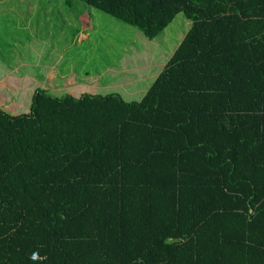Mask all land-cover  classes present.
Segmentation results:
<instances>
[{
	"label": "trees",
	"instance_id": "obj_1",
	"mask_svg": "<svg viewBox=\"0 0 264 264\" xmlns=\"http://www.w3.org/2000/svg\"><path fill=\"white\" fill-rule=\"evenodd\" d=\"M76 1L190 27L140 101L0 109V264H264V0Z\"/></svg>",
	"mask_w": 264,
	"mask_h": 264
},
{
	"label": "rangeland",
	"instance_id": "obj_2",
	"mask_svg": "<svg viewBox=\"0 0 264 264\" xmlns=\"http://www.w3.org/2000/svg\"><path fill=\"white\" fill-rule=\"evenodd\" d=\"M27 4L32 5L33 10H25ZM6 5H13L15 12L4 10L3 13H0V44L13 42L15 39L25 42L27 38H31L33 41L34 39L42 41L39 42L40 45L44 43L42 45L43 55L41 61L48 55L54 57V62L57 63L52 62L53 64L50 65L47 61H44L40 70L43 71L44 75L48 71V76L42 80L24 82L22 85L24 92L21 94L13 86V83H9V85L0 83V88L4 86L6 90L3 94L0 90V109L8 111L7 113L10 115L28 112L32 98L31 93L37 87L43 88L55 96L62 97V95L71 94L78 98L83 93L91 92L96 85H102L103 87L106 85L102 90L105 95L117 92L113 88L120 86L119 88L126 87L123 93L118 92L123 100L127 102L140 101L148 89L147 86L152 84L154 78L150 77L148 70H144V67L150 63V60L153 62L152 59L156 58L155 62L159 71L160 67L166 64V60L172 54L177 46L176 44L182 40L181 38L190 27V22L183 14H178L155 40L149 41L135 28L93 8H91L93 15L91 18L88 17L85 11L89 7L76 0H62L59 2L27 0L23 5L11 0H0V8ZM56 5L58 6L57 9L53 7ZM20 6H22V10L19 9ZM34 10H37L38 13ZM80 13L84 14L82 23L89 22V20H92L94 24L96 23L94 32L89 31L90 44H85L86 42L83 43L85 40L79 39L77 32H80L81 27L70 26L67 31H63L66 18L69 21L74 18L76 20ZM19 22L20 27L26 29L25 33L19 31V26H17ZM82 23L80 22L81 25ZM55 25L58 27V33L51 35L49 30ZM82 39L84 38L82 37ZM69 42H75L74 46ZM14 49L15 47L12 48V52ZM18 51L22 54V49ZM151 56H153L152 59ZM63 60L65 63L70 60L71 63L68 66H61ZM117 71L118 73H115ZM55 72L57 76L54 75ZM66 72H68L67 77L69 78L66 77L65 81L58 85L59 76ZM7 73L10 74V72ZM27 73L31 78L33 73L31 67L30 70H27ZM36 77L39 76L36 75ZM36 77L34 76V78ZM91 77L96 81H91ZM57 78L58 80H56ZM135 79H139V86L127 87L124 83V81ZM13 91L18 93H15L14 97L8 96L13 94ZM5 94L7 96H4Z\"/></svg>",
	"mask_w": 264,
	"mask_h": 264
},
{
	"label": "crops",
	"instance_id": "obj_3",
	"mask_svg": "<svg viewBox=\"0 0 264 264\" xmlns=\"http://www.w3.org/2000/svg\"><path fill=\"white\" fill-rule=\"evenodd\" d=\"M11 1H14V2H19L21 5H23V3L26 1L27 2V0H11ZM34 2H38V1H42V0H33ZM47 1H49V0H47ZM53 1H56V2H59V1H62V0H52V2ZM21 7L22 6H20V8L19 9H21ZM32 5H26L25 6V10H29V11H31V10H33L32 9ZM53 7H55L56 9L58 8V6L56 5V6H53ZM53 7H50L51 9H54ZM71 8V7H70ZM4 10H6V11H9V12H15V9H14V6L13 5H6L5 7H1L0 8V13H3L4 12ZM22 10V9H21ZM34 11H36V13H38V11L37 10H34ZM86 12V15H88V17H90L91 18V16L93 15L92 13H93V10L89 7L88 9H87V11H85ZM84 14H79V17L78 18H76V20H75V18L74 19H72L71 21H69L67 18H66V23H65V27L63 28V31H67L68 30V28L71 26V27H81L80 29V32H77L78 33V37H79V39L81 38V40L83 41V40H85V41H83V43H85V44H90L89 43V40H90V30L91 31H93L94 32V29H95V27H96V23L94 24V22L92 23V20H89V22H83L82 23V18L84 17L83 16ZM80 22L82 23V25L80 24ZM80 24V26H78ZM17 26H19V31H22V32H26V29L23 27V28H21L20 27V22H19V24L17 25ZM55 27V28H54ZM52 29H50L49 31H50V34L51 35H56L57 33H58V27H56V25L54 26ZM55 30V31H54ZM21 32V33H22ZM185 35V34H184ZM18 36V35H17ZM20 36V35H19ZM82 37L84 38V39H82ZM184 37V36H183ZM26 38V37H25ZM74 39H75V37H74ZM77 39V38H76ZM156 39V38H155ZM154 39V40H155ZM181 39H183V38H181ZM76 41V40H75ZM39 42H42V41H36L35 39H34V41H33V39H31V38H27L26 39V41L25 42H22V41H19L18 39H15L13 42L12 41H9V42H6L5 44H3V45H1L0 44V83L3 85V83H6V84H8L9 85V83H13L14 85L13 86H15L16 87V89L18 90V92H19V94H21V93H23L24 91H23V88L24 87H22V85H23V83L24 82H26V81H37V80H42V79H44V77H47L48 75H47V72H46V74L44 75L42 72V70H40V68L42 67V63L44 62V61H47L50 65H52L53 63L54 64H57V63H55L54 62V57H50V56H48V55H46L45 56V58L41 61V59H42V55H43V52H42V45L44 44V43H42L41 45H40V43ZM181 42V41H180ZM180 42H178L176 45L178 46L179 45V43ZM72 43V45L74 46V43L73 42H71ZM70 42H69V44H71ZM82 43V44H83ZM4 45H6V46H4ZM177 46L174 48V50H173V52L175 51V49L177 48ZM13 47H15V49L13 50V52H12V48ZM19 49H22V54H21V52L20 51H18ZM69 51V50H68ZM173 52H172V54H173ZM67 53V52H66ZM69 53V52H68ZM28 54V55H27ZM58 54V53H57ZM57 54H55V56H57ZM171 54V55H172ZM171 55L167 58V60H166V63H167V61L169 60V58L171 57ZM64 56H65V53H64ZM150 56V55H149ZM154 56V55H153ZM153 56H151V59L153 58ZM155 57V56H154ZM148 58V57H147ZM155 59L156 58H153L152 60H154L153 62H151V60H150V63L149 64H147L145 67H144V70H148L147 72H149V74H150V77L152 78V77H154L153 78V81L155 80V78L158 76V74L161 72V70L163 69V67L165 66V64H164V66H162V67H160L161 69L158 71L157 70V68H158V65H157V63L155 62ZM53 62V63H52ZM71 63V61L70 60H68V62L67 63H65L64 62V60L62 61V63H61V66H68L69 64ZM156 65H157V67H156ZM30 67H31V72H33L32 73V77L30 78V75H28L29 73H27V70L29 69L30 70ZM51 68H52V66H51ZM48 70H49V68H48ZM7 72H10V74H8ZM63 72V71H62ZM7 73V74H6ZM51 74L53 73L52 71L50 72ZM115 73H118V71L117 72H115ZM5 76H4V75ZM36 75L37 76H39V77H36ZM54 75H56L57 76V73L55 72L54 73ZM34 76L36 77V78H34ZM68 76V72H66V73H63V75L62 76H59V80H58V78L56 79V80H58V82H57V84L59 85V84H61V83H63L64 81H65V79H66V77ZM93 77V76H92ZM92 77H91V79H92ZM67 78H69V77H67ZM147 79V78H146ZM33 81V82H34ZM91 81H96V80H91ZM55 83H56V81H55ZM124 83L126 84V86L127 87H131V86H139L138 84H139V79H135V80H128V81H124ZM106 84V83H105ZM127 84H129V85H127ZM11 85V84H10ZM151 85V84H150ZM150 85L149 86H147L148 88L150 87ZM3 88H0V90L2 91H0L2 94L6 91L5 90V87L4 86H2ZM104 87H106V85L104 86ZM104 87L102 86V85H100V86H94L93 87V89H92V91L91 92H86L87 94H91V95H105L104 94V92L102 91L103 89H104ZM120 87V86H119ZM118 87V88H119ZM113 88V89H116L117 90V92H114L113 94H118V92H121V93H123V91L125 90V88L126 87H122V88ZM36 89H42V90H44L43 88H40V87H37V88H35L34 90H33V92L31 93V95H33L34 94V92H35V90ZM12 90V89H11ZM10 90V91H11ZM16 90V91H17ZM8 92H9V90H7ZM44 91H46L47 93H49L50 95H52V96H55L54 94H51L50 92H48L47 90H44ZM108 91V90H107ZM109 91H113V90H109ZM18 92H14L13 91V94H10V95H8V96H10V97H14V94L15 93H18ZM99 92V93H98ZM83 94H85V93H83ZM124 94H126V93H124ZM67 95H70V96H73V95H71V94H67ZM82 95V94H81ZM120 97H121V95L120 94H118ZM4 96H7L6 94L4 95ZM63 96V95H62ZM32 97V96H31ZM55 97H61V96H55ZM73 97H75V96H73ZM77 98V97H76ZM122 98V97H121ZM31 101V100H30ZM1 110H3V109H1ZM3 111H5L6 113L8 112V111H6V110H3Z\"/></svg>",
	"mask_w": 264,
	"mask_h": 264
},
{
	"label": "built area",
	"instance_id": "obj_4",
	"mask_svg": "<svg viewBox=\"0 0 264 264\" xmlns=\"http://www.w3.org/2000/svg\"><path fill=\"white\" fill-rule=\"evenodd\" d=\"M32 258L35 259L36 258V255H33Z\"/></svg>",
	"mask_w": 264,
	"mask_h": 264
}]
</instances>
